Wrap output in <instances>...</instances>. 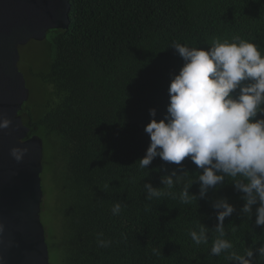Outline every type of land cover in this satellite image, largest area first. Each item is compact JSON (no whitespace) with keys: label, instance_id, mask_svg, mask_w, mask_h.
Masks as SVG:
<instances>
[{"label":"trees","instance_id":"trees-1","mask_svg":"<svg viewBox=\"0 0 264 264\" xmlns=\"http://www.w3.org/2000/svg\"><path fill=\"white\" fill-rule=\"evenodd\" d=\"M68 1V27L48 30L53 51L31 63L41 69L32 81L41 101L19 111L28 135L55 150L54 167L67 183L61 264H235L227 252L210 254L218 211L212 204L221 198L235 208L224 220L232 251L251 247L253 264H264L255 252L264 243V226L255 224L258 203L249 219L231 178L181 203L183 185L202 173L185 158L189 176L172 189L176 198L148 200L143 185L167 191L161 177L178 166L156 157L139 167L150 143L144 128L164 118L169 83L183 65L173 42L207 50L214 37L239 35L264 55V0ZM188 191L198 197L199 182ZM117 202L123 207L113 215ZM198 221L210 229L207 244L196 245L188 234ZM99 239L111 243L101 247Z\"/></svg>","mask_w":264,"mask_h":264},{"label":"clouds","instance_id":"clouds-1","mask_svg":"<svg viewBox=\"0 0 264 264\" xmlns=\"http://www.w3.org/2000/svg\"><path fill=\"white\" fill-rule=\"evenodd\" d=\"M171 48L182 58L183 65L169 83L164 118L151 119L144 128L150 143L139 167L146 169L159 157L178 168L161 177L167 191L145 183L146 199L165 195L175 199L172 189L189 176L182 166L185 158H189L202 173L183 185L179 193L181 203L204 198L209 189L231 178L235 190L243 193L241 212L250 219L252 206L258 203L255 224L264 226V118H257L258 114L264 117V55L256 44L239 35L231 40L214 37L207 50L175 41ZM149 115L155 117V109H149ZM11 124L6 117L0 119V130L9 129ZM28 151L12 147L9 154L19 163ZM194 182H199L198 197L188 191ZM122 207L121 203H115L113 215H118ZM212 207L218 210L212 229L217 235L210 254L220 256L227 252L228 261L253 264V248H245L243 254H238L225 238L224 220L235 208L226 198L214 201ZM209 231L198 221L188 234L196 245H201L208 243ZM98 242L101 247L111 243L103 239ZM255 252L264 258V243Z\"/></svg>","mask_w":264,"mask_h":264},{"label":"water","instance_id":"water-1","mask_svg":"<svg viewBox=\"0 0 264 264\" xmlns=\"http://www.w3.org/2000/svg\"><path fill=\"white\" fill-rule=\"evenodd\" d=\"M69 8L68 0H0V119L12 122L0 130V264H50L40 219L43 140L28 135L19 114L30 94L19 47L66 29ZM12 147L29 149L21 162L10 156Z\"/></svg>","mask_w":264,"mask_h":264},{"label":"rangeland","instance_id":"rangeland-1","mask_svg":"<svg viewBox=\"0 0 264 264\" xmlns=\"http://www.w3.org/2000/svg\"><path fill=\"white\" fill-rule=\"evenodd\" d=\"M51 51H53L52 34H47L46 38L41 42L31 40L26 45L19 47L20 61L23 63L19 61L18 67L24 74L25 82L30 92L29 98L25 103L29 107L41 101L38 84L37 82L32 83L35 80L33 73H38L41 69L33 67L31 63L40 57H49ZM53 154L55 155V150L52 147H46L43 140V169L41 172L43 199L41 201L40 219L44 226L45 238L48 244L49 263L61 264V233H63V230L60 226L59 213H62V207L69 206L70 198L68 199L65 196L67 183L63 181L61 174L54 167Z\"/></svg>","mask_w":264,"mask_h":264}]
</instances>
